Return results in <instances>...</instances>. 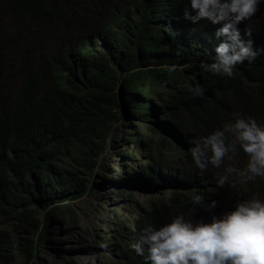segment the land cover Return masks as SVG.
I'll return each instance as SVG.
<instances>
[{"label":"trees","instance_id":"1","mask_svg":"<svg viewBox=\"0 0 264 264\" xmlns=\"http://www.w3.org/2000/svg\"><path fill=\"white\" fill-rule=\"evenodd\" d=\"M0 1L42 23L63 19L84 34L66 39L38 66L24 59L14 74L0 49V264H15L19 253L29 263L38 251L63 241L52 228L59 219L78 228L79 216L68 202L100 192L92 177L125 115L150 129L141 140L148 152L140 172L167 194L146 214L139 212L134 224L119 222L136 234L119 250L123 263L112 264H146L130 247L140 231L156 226L162 211L199 212L204 206L192 207L191 194H202L209 204L210 193L220 189L215 180L224 164L200 170L189 152L194 141L230 122L235 112L264 123V52L253 63L238 64L232 76L207 71L219 25L185 19L189 0H119L100 31L65 12L76 6L80 13L88 0ZM239 29L245 40L259 35ZM195 85L202 95L189 91ZM233 154L245 157L242 149ZM17 234L26 236L21 244ZM102 240L120 246L114 235L103 234Z\"/></svg>","mask_w":264,"mask_h":264},{"label":"clouds","instance_id":"2","mask_svg":"<svg viewBox=\"0 0 264 264\" xmlns=\"http://www.w3.org/2000/svg\"><path fill=\"white\" fill-rule=\"evenodd\" d=\"M262 3L264 0H189L185 19L193 23L207 20L219 25L215 32L219 41L216 56L206 65L207 71L232 76L238 64L245 60L253 63L264 52L260 44L264 45V30L257 31V38L253 35V40H245L239 29L242 21L255 16ZM94 28L101 30V27ZM251 34V28H246L245 35ZM96 48L100 49V45ZM189 91L196 96L203 92L199 85L189 86ZM241 149L247 157L246 166L229 165L224 174H218L215 183L222 190L235 187L237 180L241 184L264 180V123L235 112L230 122L195 140L189 152L195 165L203 171L209 165L220 168L225 159L232 160L231 154ZM253 183L247 184L245 190L252 197L234 199L223 208H218L212 193L210 203L205 204L203 195L193 192L192 207L203 205L195 214L206 213L204 219L194 220L178 214L159 227L148 225L131 243V249L144 257L146 264H264V196L251 190ZM226 184L229 186L224 187Z\"/></svg>","mask_w":264,"mask_h":264},{"label":"rangeland","instance_id":"3","mask_svg":"<svg viewBox=\"0 0 264 264\" xmlns=\"http://www.w3.org/2000/svg\"><path fill=\"white\" fill-rule=\"evenodd\" d=\"M118 1L88 0L84 3L86 7L82 5L80 13L76 6L74 9H66L65 12L72 15L73 19L82 17L91 28L101 27L109 24L108 20L111 19L113 8ZM239 27L251 28V31L256 32L263 31L264 3L260 5V10L251 20L242 21ZM83 35L80 29L63 19L55 17L53 20L42 23L28 16L17 14L10 10L3 1H0V49L4 50L7 55L12 74L21 67L24 59L29 57L32 59V64L38 66L41 58L50 60L54 53L61 50L66 39L75 41L81 39ZM17 36L18 43H15L13 39ZM149 133L150 129L146 125L139 124L137 120L125 115L116 129V136L113 137L111 146L104 154L103 165L95 170L92 177L93 186H98L100 192L94 196L86 194L68 202L79 216L78 228L69 229V224L63 219L55 221L52 228L61 233L60 237L63 241H55L41 252L38 251L37 256L29 263L25 255L19 253L15 264H112L114 261L123 263L119 250L136 233L130 232L129 234L128 229L123 230L119 222L132 221L134 224L139 217V212L146 214L152 201H159L167 194V189L155 192L153 189H159L162 185L154 187L140 172L141 164L146 161L143 153L148 152V147L143 145L141 140ZM128 138H134L137 142L129 141ZM126 152L134 154L135 158L128 157ZM231 155L233 159H225L226 164L235 167L236 165L246 166L247 157H242L240 154ZM223 164L226 168L227 165ZM212 170L217 171L215 168ZM129 171H132V174H128ZM117 180L122 182H117ZM122 188H126L124 194L118 193V190ZM247 188L248 185L244 183L240 188L229 186L218 191L215 189L212 198L217 201L218 208L227 207L233 203L234 199L252 197L245 191ZM251 190L255 194L259 193L264 196V180L253 183ZM178 214L194 220L204 219L206 216V213L163 211L156 227ZM103 234L116 236L120 246L117 247L113 243L114 240L110 241L109 245L104 243ZM25 237L24 234H17L18 243L21 244V239Z\"/></svg>","mask_w":264,"mask_h":264}]
</instances>
